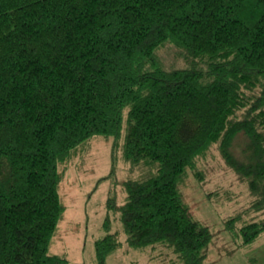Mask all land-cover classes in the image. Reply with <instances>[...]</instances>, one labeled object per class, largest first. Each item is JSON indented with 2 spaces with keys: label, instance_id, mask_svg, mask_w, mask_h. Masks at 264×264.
<instances>
[{
  "label": "trees",
  "instance_id": "16d2710c",
  "mask_svg": "<svg viewBox=\"0 0 264 264\" xmlns=\"http://www.w3.org/2000/svg\"><path fill=\"white\" fill-rule=\"evenodd\" d=\"M166 45L183 67L164 68ZM124 121V160L152 173L107 207L132 247L204 264L213 236L180 186L203 179L213 145L264 207V0H0V264H69L49 253L66 211L60 167L94 136L114 149ZM110 224L97 264L120 245ZM262 233L264 220L240 230L244 245Z\"/></svg>",
  "mask_w": 264,
  "mask_h": 264
},
{
  "label": "rangeland",
  "instance_id": "374dc122",
  "mask_svg": "<svg viewBox=\"0 0 264 264\" xmlns=\"http://www.w3.org/2000/svg\"><path fill=\"white\" fill-rule=\"evenodd\" d=\"M178 50L166 45L159 51L165 69L183 67ZM121 140L113 149V139L94 136L74 151L72 160L60 167L65 175L60 183V197L64 212L57 233L51 241L50 254L65 256L69 264H97L95 243L108 231L103 224L111 219V233L117 234L120 245L110 254L106 264H178L174 252L164 245L137 249L129 245L127 234L119 218L107 207L115 196V206L125 203V182L148 177L150 166H132L124 160L125 121ZM246 138L239 135L231 149L239 160L244 158ZM199 180L189 172L180 191L189 206L192 218L209 227L213 236L206 249L204 264H264V233L254 242L244 245L240 230L253 221L264 220V207L258 209L256 197L247 181L229 168L215 144L200 159ZM230 219L234 221L229 226Z\"/></svg>",
  "mask_w": 264,
  "mask_h": 264
}]
</instances>
